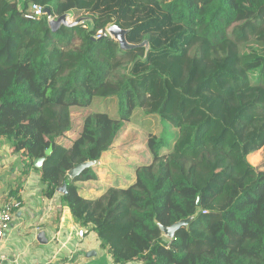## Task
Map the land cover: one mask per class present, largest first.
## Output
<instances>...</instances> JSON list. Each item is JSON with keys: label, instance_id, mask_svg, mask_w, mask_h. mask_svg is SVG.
I'll return each instance as SVG.
<instances>
[{"label": "trees", "instance_id": "trees-1", "mask_svg": "<svg viewBox=\"0 0 264 264\" xmlns=\"http://www.w3.org/2000/svg\"><path fill=\"white\" fill-rule=\"evenodd\" d=\"M31 3L89 19L52 31ZM110 24L134 47L96 36ZM97 96L116 114L85 115L59 145L67 110ZM137 110L174 133L126 142ZM1 137L28 165L44 158L40 194L65 185L116 264H264V164L248 161L264 146V0H0ZM108 156L131 177L88 189ZM188 217L171 239L159 229Z\"/></svg>", "mask_w": 264, "mask_h": 264}, {"label": "crops", "instance_id": "crops-1", "mask_svg": "<svg viewBox=\"0 0 264 264\" xmlns=\"http://www.w3.org/2000/svg\"><path fill=\"white\" fill-rule=\"evenodd\" d=\"M43 165L44 159H42ZM28 165V159L12 153L10 144L0 138V206L7 197L22 205L0 239L2 264H116L100 245L91 226L75 222L61 201V193L52 197L40 194V168ZM254 167L264 164V146L248 157ZM86 227L83 238L76 231ZM43 233L44 243L38 236Z\"/></svg>", "mask_w": 264, "mask_h": 264}, {"label": "rangeland", "instance_id": "rangeland-1", "mask_svg": "<svg viewBox=\"0 0 264 264\" xmlns=\"http://www.w3.org/2000/svg\"><path fill=\"white\" fill-rule=\"evenodd\" d=\"M73 19H80L82 21H87L89 18L86 15H83L79 18H76L73 13H70ZM84 24H87L85 22ZM94 111H106L109 115L114 116L116 114V98L113 97H102L97 96L93 99L90 105L88 106H72L67 110L69 128L63 133L62 137L58 138V144L62 146L69 142L70 138L74 137L76 132L80 129L82 124V119L85 115L93 113ZM124 133L121 134L122 138H125L126 142L130 140H135L136 142L140 140V144L146 139L148 134L163 135L166 138H169L172 133H174L173 128H168L164 124H159V120L156 116H147L143 114V111H135L130 120L125 123ZM134 153V157L137 158L138 162H141L142 159L146 157V149L141 148L136 145L135 148L127 147ZM124 156V155H123ZM101 168L103 173L100 175V180L97 182H87L86 186H89L88 189H98L104 188L109 184L124 183L126 179L131 177L130 170L127 167L126 162H120V165L113 164L112 156L104 161H101ZM109 178V179H108Z\"/></svg>", "mask_w": 264, "mask_h": 264}, {"label": "water", "instance_id": "water-1", "mask_svg": "<svg viewBox=\"0 0 264 264\" xmlns=\"http://www.w3.org/2000/svg\"><path fill=\"white\" fill-rule=\"evenodd\" d=\"M50 10L49 8H46V13H49ZM49 27L52 31L58 29L61 25H65V26H70L72 24H69V23H66L65 20L63 19V16H60L56 21L54 22H50L49 24ZM108 32L110 34V36L115 40L117 41L119 47L121 49H127V48H131V47H134L133 45L131 44H128L125 40V34H126V30H123L121 29L118 25L116 24H111L108 28ZM51 147H49L46 151H45V155H49L51 153ZM42 159L44 158H38V159H35L33 161V164L38 167V168H41V164H42ZM92 163L91 162H84V163H81V164H78L76 165L74 168H72L71 170H69L67 172V175L70 177V178H74L75 175L79 174L84 168H87L88 166H90ZM58 192L60 193H66V187L65 185H62L61 187H59L57 189ZM197 204L199 205V200H197ZM192 217H188V218H185V219H181L169 226H164V225H159V229L161 230V232L163 233V235L166 237V238H173L174 237V234L175 232L180 228V227H183V226H186L190 219ZM44 237L43 233H40L39 236H38V240L39 242L41 243H44L45 240L42 239Z\"/></svg>", "mask_w": 264, "mask_h": 264}, {"label": "built area", "instance_id": "built-area-1", "mask_svg": "<svg viewBox=\"0 0 264 264\" xmlns=\"http://www.w3.org/2000/svg\"><path fill=\"white\" fill-rule=\"evenodd\" d=\"M46 8L48 7L37 4V3H31L28 7V12L37 19L45 17L48 24L50 22L56 21L60 16H63V19L65 20V22L69 24H75V23H80V22L85 21V20L82 21L80 19H73L70 13H66L62 15H58V14L51 13V12L46 13ZM110 25H108L104 30H98L96 36L97 37L106 36V35L110 36L108 32V28ZM21 205H22L21 200L15 197H12V196L7 197L3 201L2 205L0 206V239L3 237L7 228L11 224L14 213L18 209H20ZM86 227H81L76 231V235L79 238L84 237L85 233L87 232ZM0 264L2 263L0 262Z\"/></svg>", "mask_w": 264, "mask_h": 264}]
</instances>
